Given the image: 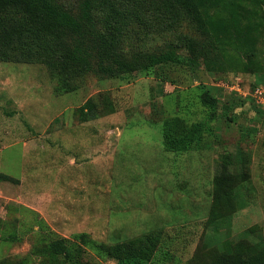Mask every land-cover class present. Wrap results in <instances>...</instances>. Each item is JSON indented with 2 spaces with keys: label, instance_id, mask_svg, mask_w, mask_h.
<instances>
[{
  "label": "rangeland",
  "instance_id": "374dc122",
  "mask_svg": "<svg viewBox=\"0 0 264 264\" xmlns=\"http://www.w3.org/2000/svg\"><path fill=\"white\" fill-rule=\"evenodd\" d=\"M58 1L74 11L81 2ZM116 1L126 17L122 51L174 48L181 62L74 78L0 56V175L12 177H0V264H65L49 241L81 243L82 233L86 264H120L96 247L150 234L160 244L136 264H207L229 239L264 246V98L255 93L264 88V34L250 69L235 45L215 64L192 63L184 37L200 34L184 14L170 23L158 0ZM109 10H93L102 31ZM88 99L100 115L81 121L77 109ZM167 121L179 131L199 122L205 129L189 150L174 152L164 145ZM224 158L247 171L250 202L226 223L206 225Z\"/></svg>",
  "mask_w": 264,
  "mask_h": 264
},
{
  "label": "trees",
  "instance_id": "16d2710c",
  "mask_svg": "<svg viewBox=\"0 0 264 264\" xmlns=\"http://www.w3.org/2000/svg\"><path fill=\"white\" fill-rule=\"evenodd\" d=\"M158 2V8L170 23L184 14L195 25L200 38L184 37L192 63L203 59L208 65L215 64L221 59L222 50L235 45L247 58V68L252 67L264 34V0ZM100 6L110 9L103 31L93 15L94 8ZM125 19L116 0H81L76 11L64 7L58 0H0V56L43 62L52 71L74 78L89 72L118 78L134 72L149 73L158 66L181 62L174 48L160 52L136 51L131 55L122 51L121 23ZM202 99L208 105L217 103L209 95ZM77 110L81 121L100 115L92 99ZM113 111L114 108L104 114ZM204 129L205 125L199 122L179 131L173 121H167L163 125L164 145L170 151H187L199 141ZM232 168L230 159L224 158L213 178V200L206 225L226 223L250 202L245 191L247 171L235 172ZM0 177L12 180L6 174ZM78 237L81 243L52 238L47 245L48 252L63 256L65 264H86L82 243L88 244L89 239L85 233ZM160 241L161 237L150 234L110 245L102 243L96 249L120 264H136L150 259ZM207 264H264V246H254L245 239H229L219 252H212Z\"/></svg>",
  "mask_w": 264,
  "mask_h": 264
},
{
  "label": "built area",
  "instance_id": "2783aa9c",
  "mask_svg": "<svg viewBox=\"0 0 264 264\" xmlns=\"http://www.w3.org/2000/svg\"><path fill=\"white\" fill-rule=\"evenodd\" d=\"M255 89H256L255 93L258 94V95H261V97L264 98V88L263 87L260 88L259 86H257Z\"/></svg>",
  "mask_w": 264,
  "mask_h": 264
}]
</instances>
